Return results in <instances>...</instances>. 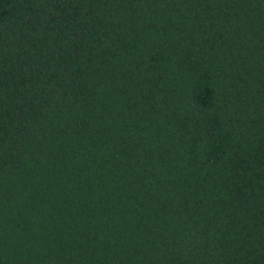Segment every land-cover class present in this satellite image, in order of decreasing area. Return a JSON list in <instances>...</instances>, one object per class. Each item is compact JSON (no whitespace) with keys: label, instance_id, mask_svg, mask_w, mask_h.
I'll return each instance as SVG.
<instances>
[{"label":"trees","instance_id":"trees-1","mask_svg":"<svg viewBox=\"0 0 264 264\" xmlns=\"http://www.w3.org/2000/svg\"><path fill=\"white\" fill-rule=\"evenodd\" d=\"M0 264H264V0H0Z\"/></svg>","mask_w":264,"mask_h":264}]
</instances>
